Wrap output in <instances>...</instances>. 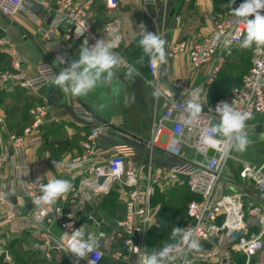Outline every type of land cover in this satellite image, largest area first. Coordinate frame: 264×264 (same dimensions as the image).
<instances>
[{
    "label": "built area",
    "instance_id": "2783aa9c",
    "mask_svg": "<svg viewBox=\"0 0 264 264\" xmlns=\"http://www.w3.org/2000/svg\"><path fill=\"white\" fill-rule=\"evenodd\" d=\"M104 1L108 8L117 9L126 0ZM142 1L145 4L155 3V0ZM88 4H80L77 0H58L55 9L49 11L44 25L39 28L47 48L57 62L60 63L61 57L65 62L72 60L71 52L59 33V28L63 24L70 26L71 36L88 37L92 40L90 45L95 44L96 39L91 33ZM44 5L50 8L47 4ZM30 7L29 0H0V19L13 21L19 13H25L32 21H36L37 18L31 13ZM234 19L231 14L213 13L211 16L213 28L209 35L191 42L178 41L169 50V56L186 54L194 69L209 67V70L204 84L196 87H192L185 80H176L173 85L180 92V98L175 99L167 95L163 112L154 117L149 147L158 148L180 159L167 171H156L151 161L146 164L137 162L126 147L120 146L112 153H104L98 146V140L111 133L114 129L113 124L99 120L84 106L76 107V112L88 121L90 129L81 142L83 154L70 164L71 168L80 171L81 179L78 186L72 187L69 193L77 197L81 204H85L97 195L109 194L113 185L117 184L125 203V212L122 218L112 224L109 231L98 230L93 233L88 223L79 222L74 209L66 210L63 203L53 205L50 212L47 211V206L34 205L33 197L42 194L39 188V183L42 182L37 183L36 179L31 177L23 179L21 187L18 186L15 177L11 178L7 186L0 183V226L6 225L12 230L36 228L38 240L35 245L39 247L34 249L45 259H55L64 264H75V260L76 264H87V260H79L67 252V239L71 232L83 226L85 238L92 234L99 244L95 253L88 254V259L95 255L98 258L97 264H103L109 255L113 264H140L139 257L148 254L145 244L149 229L160 227L152 206L155 184L162 180L173 183L187 179L194 197L187 203L188 220L184 228L192 231L201 248L199 251L189 252L186 257L181 256L175 264H184V259H187L189 264L211 262L221 264L223 259L228 263L232 261L239 264L236 261L238 257L245 258L244 264H250L252 256L264 247V230L252 231L254 222L264 224V162L237 158L233 154L234 146L226 144L225 138L220 135L214 136L216 144L205 143L202 139L204 129H210L219 123V117L215 113V107L219 102H227L234 109L247 112L250 119L245 124L255 121L258 117L264 118V47L257 50L256 46H253L251 65L243 74L239 85L215 102H200L244 38L245 25L234 23ZM139 24L141 22L134 23L137 37H140ZM80 26L86 30L82 35H77L76 27ZM113 28L117 29L113 38L119 40V47L114 50L120 54L124 36L120 18L111 19L104 27L107 33ZM218 33L221 34V42L213 45L211 41ZM229 34L233 38V43L226 48L222 41ZM11 45L7 37L0 38V47ZM13 56L12 70L0 76L2 81L9 84L36 90L51 82L59 73L54 62L44 60L38 64L36 75L26 78L22 71V60L15 54ZM149 67L152 74L157 77L159 61L153 62L149 58ZM194 98L195 102L202 105V112L192 124H185V120L189 118L187 105ZM44 111V107H37L34 113L41 115ZM38 124L39 119L32 127L26 128L22 135H12L10 141L13 147L21 149L41 144L42 137L33 135ZM166 135H169L168 141L162 145V139ZM184 146L192 149V156L187 157L184 154ZM9 159L15 163L14 155L0 154V169L4 168ZM232 160L238 164L235 173L237 190L219 194L220 184L225 174L232 168L230 164ZM74 163L76 167H72ZM101 178L103 180L100 182ZM249 192L256 194V202L246 201ZM14 197L26 198L32 203L31 210L24 218H19L14 210ZM66 199L67 197L63 198V202ZM89 222L96 227L100 225L92 216L89 217ZM55 224L60 227L61 234L55 232ZM234 231H240L241 236L234 238L232 236ZM211 238L218 239V244H214ZM57 241L61 243L58 244ZM114 244H118L119 248L112 250ZM137 247L140 248L139 252L136 251ZM0 252L7 254L2 249Z\"/></svg>",
    "mask_w": 264,
    "mask_h": 264
},
{
    "label": "crops",
    "instance_id": "0c3cea01",
    "mask_svg": "<svg viewBox=\"0 0 264 264\" xmlns=\"http://www.w3.org/2000/svg\"><path fill=\"white\" fill-rule=\"evenodd\" d=\"M57 1L29 0L30 10L37 18L36 21H32L25 13H19L13 21L0 19V38L7 37L12 43L11 47H0V76L12 70L14 54L22 60V71L26 78L36 75L40 62L56 61L47 48L39 28L44 25L49 11L55 9ZM77 1L80 4L89 3L91 33L96 40L108 36L104 29L107 22L113 18L121 19L124 35L119 51L122 58L121 64L113 69L115 77L110 84L98 86L86 96H73L70 92H62L59 87L50 82L36 90L25 89L17 84L4 82L0 77V154L15 156V163L9 159L4 168L0 169V183L4 186H7L13 177L16 178L19 187L26 177L33 179L41 177L40 181L45 184L53 178L66 179L72 183L73 187L78 186L81 179L80 171L71 168L70 164L83 154L81 142L90 129L88 121L75 110L79 105L86 107L99 120L113 124L114 129L111 133L98 140V146L103 149L104 153H112L120 146L126 147L137 162L146 164L151 161L156 171L162 172L180 161L178 157L158 148L149 147L148 141L153 132L154 117L163 112L167 95L175 99L180 98V92L173 85L176 80H185L192 87L202 85L209 67L194 69L186 54L169 56L168 53L172 45L178 41L191 42L209 35L213 28L212 14L222 9L230 10L224 6L229 0H155L153 4H145L142 0H126L117 9L108 8L104 0ZM174 18L177 19V25L171 28ZM136 22L143 23L147 31L157 33L166 40V62H159L157 77L151 72L149 57L139 46L140 37H137L134 31ZM69 30L68 24H63L59 28V33L72 55V60L68 62L61 64L56 61L55 65L59 71L67 67L71 61L79 58V49L85 39L89 44L92 42L88 37L71 36ZM236 50L228 59L226 66L230 59L235 57ZM129 66L135 67L139 75L127 78ZM216 87V83L211 84L200 102L211 103L218 100L219 98L216 99L213 96ZM157 91L160 95L154 96L153 93ZM178 92L179 95L176 98ZM37 107H44V113L35 114ZM38 119L39 124L34 129L33 135H40L42 143L15 149L10 137L22 135L25 129L36 124ZM260 120L251 121L254 122L255 131L259 125L264 127V121ZM168 136L162 139V145L167 143ZM183 150L187 157L193 155L192 149L184 146ZM54 161H60L61 167L55 168ZM235 182V179L226 178L225 175L218 193L225 194L237 190ZM114 194L116 201H108ZM66 197L67 199L63 202V198ZM246 201L256 202V194L249 192ZM13 202L14 210L19 218H24L32 208L31 201L26 198L14 197ZM60 203L65 204L66 210L74 209L78 221L88 223L93 233L98 230L109 231L112 224L122 218L125 212V203L120 196L117 184L113 185L109 194L97 195L85 204H81L72 193H67L55 204ZM90 216L100 222L98 227L92 222L90 224ZM54 230L57 234H61V229L57 224L54 225ZM16 236L19 237L16 238ZM37 240L38 229L36 228L12 230L6 225H1L0 249L7 254L0 252V264H64L55 259H45L34 249ZM118 248V244L112 245V250ZM16 250L20 251L16 254ZM239 258L241 257L236 258V261L244 264ZM103 264H113L109 255L104 259ZM250 264H264V247L252 256Z\"/></svg>",
    "mask_w": 264,
    "mask_h": 264
},
{
    "label": "clouds",
    "instance_id": "9594fccd",
    "mask_svg": "<svg viewBox=\"0 0 264 264\" xmlns=\"http://www.w3.org/2000/svg\"><path fill=\"white\" fill-rule=\"evenodd\" d=\"M235 3L236 0H229L228 4L224 6L230 9V14L235 18L234 23L245 25L244 38L240 47L249 49L255 45L259 50L264 47V0H243L238 7H233ZM129 23L132 22L129 21ZM138 28L141 37L138 43L143 53L153 62L158 60L160 63H165L166 40L157 33L147 31L142 23L138 25ZM85 30L86 28L83 26L76 27L77 35H82ZM116 31L115 28L111 29L106 38L97 39L92 45L85 39L79 49V58L61 69L50 83L59 87L62 92H70L73 96H86L98 86L110 84L115 77L113 69L121 64L122 59L119 53L113 51L119 47L118 38H113ZM220 42L221 34L218 33L211 43L216 45ZM232 43L233 38L230 34L225 36L222 41L226 48L230 47ZM60 63H65L62 57ZM55 64L56 61H54ZM138 75V70L129 66L127 78ZM153 95L159 96L160 93L157 91ZM186 111L189 113V118L185 120V124L190 125L198 119L202 112V105L195 102L194 98L192 102L188 103ZM215 113L219 117V123L210 129H204L203 141L208 144H216L217 141L214 136L220 135L225 138L226 144H230L237 151L243 152L250 143L245 132V122L250 119L249 114L234 109L231 104L224 101L216 105ZM53 163L55 168L61 167L60 161ZM72 167H76V164L74 163ZM40 180L41 177H38L36 182L39 183ZM72 187V183L66 179L53 178L46 184L39 183L42 194L33 197L32 202L39 207L47 206V211L50 212L57 200L65 197L72 190ZM28 195L32 194L28 193ZM65 235L68 234L65 233ZM170 239L176 242L166 243L162 248L150 254H142L139 257L140 264H175V261L181 256L186 257L189 252L199 251L201 248L199 241L190 229L173 227ZM57 243L61 242L57 241ZM61 246L64 245L61 244ZM98 246V241L92 234H88L85 238L83 226L75 228L67 239V252L79 260H87V264H97L98 258L94 255L92 259H88V254L95 253ZM34 247H39V245H34ZM139 250L140 248L137 247L136 251L139 252ZM184 264H189V261L184 259Z\"/></svg>",
    "mask_w": 264,
    "mask_h": 264
},
{
    "label": "rangeland",
    "instance_id": "374dc122",
    "mask_svg": "<svg viewBox=\"0 0 264 264\" xmlns=\"http://www.w3.org/2000/svg\"><path fill=\"white\" fill-rule=\"evenodd\" d=\"M226 1V0H224ZM243 0H236L233 7H238ZM218 13L222 15L230 14V10H220ZM251 18V17H250ZM254 46V45H253ZM252 48L243 49L239 47L236 50V55L227 66L224 67L223 73L218 76L221 79L217 83L215 92L213 93L214 98H220L229 92V90L240 83L242 74L248 69L252 54ZM258 117L255 120H260ZM260 121H264L262 118ZM245 124V132L250 141L247 148L243 151H237L234 147L233 154L237 158L246 159L252 162H264V139L259 133L253 128L254 122ZM231 170L225 174L226 178L235 179V173L238 170V164L234 160L231 161ZM116 195H112L108 201L115 202ZM193 198L187 179H181L177 182H169L162 180L155 184V191L152 199V206L156 212L157 221L160 227L150 228L146 237V250L148 254L155 250H159L166 243H175L176 241L170 239V235L173 227L184 228L187 220V203ZM116 211V210H112ZM159 214V215H158ZM254 221V220H253ZM252 231L259 232L264 230V224H258L254 222ZM19 236H16V238ZM16 238H14L16 240ZM14 240V241H15ZM18 242V241H17ZM20 250H16V254ZM240 262H244L245 258H239Z\"/></svg>",
    "mask_w": 264,
    "mask_h": 264
},
{
    "label": "water",
    "instance_id": "95a60500",
    "mask_svg": "<svg viewBox=\"0 0 264 264\" xmlns=\"http://www.w3.org/2000/svg\"><path fill=\"white\" fill-rule=\"evenodd\" d=\"M171 15L173 16V13ZM176 25H177V19L174 18L173 19V22H172V27L171 28H175ZM178 95H179V92L177 93L176 98H178ZM256 132L257 133H260L261 134V137L264 139V127L262 125H259V126L256 127ZM102 180H103V178H101L100 182ZM232 236L237 239V238H239L241 236V232L240 231H234L232 233ZM211 240L213 241L214 244H218V239L211 238ZM221 264H234V263L232 261H230L228 263V261L226 259H223Z\"/></svg>",
    "mask_w": 264,
    "mask_h": 264
},
{
    "label": "trees",
    "instance_id": "16d2710c",
    "mask_svg": "<svg viewBox=\"0 0 264 264\" xmlns=\"http://www.w3.org/2000/svg\"><path fill=\"white\" fill-rule=\"evenodd\" d=\"M227 63H228V62H227ZM227 63H226V64H227ZM226 64L224 65V67L226 66ZM250 65H251V60H250L249 67H250ZM224 67H223V69H224ZM249 67H248V69H249ZM223 69H222L221 73H223ZM248 69H247V70H248ZM247 70H246V71H247ZM246 71H245V72H246ZM245 72H244V73H245ZM221 73H220V74H221ZM244 73H243V74H244ZM220 74H219V76H220ZM243 74H242V76H243ZM242 76H241V78H242ZM219 80H221V79H218V81H219ZM218 81H217V80L215 81L216 85H217ZM240 82H241V80H240ZM239 84H240V83H239ZM239 84H237V85H239ZM237 85H235V86H237ZM235 86H233V87H235ZM233 87H232V88H233ZM232 88H231V89H232ZM231 89H230V90H231ZM230 90H229V92H230ZM229 92H227V94H228ZM227 94H225V95H227ZM225 95H224L223 97H225ZM223 97H220L219 99H221V98H223ZM219 99H218V100H219ZM216 101H217V100H216ZM214 102H215V101H214ZM189 201H190V200H189ZM187 220H188V215H187ZM187 220H186V223H187ZM186 223H185V224H186ZM207 246H208V245H207ZM200 264H204V263H200Z\"/></svg>",
    "mask_w": 264,
    "mask_h": 264
}]
</instances>
